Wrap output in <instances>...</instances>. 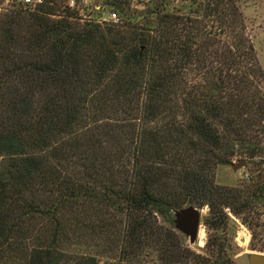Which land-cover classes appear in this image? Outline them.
I'll return each instance as SVG.
<instances>
[{
	"label": "trees",
	"instance_id": "16d2710c",
	"mask_svg": "<svg viewBox=\"0 0 264 264\" xmlns=\"http://www.w3.org/2000/svg\"><path fill=\"white\" fill-rule=\"evenodd\" d=\"M243 0H152L118 22L0 16V264H234L264 253V66ZM245 161L250 180L217 182ZM208 209L201 253L175 213Z\"/></svg>",
	"mask_w": 264,
	"mask_h": 264
},
{
	"label": "rangeland",
	"instance_id": "374dc122",
	"mask_svg": "<svg viewBox=\"0 0 264 264\" xmlns=\"http://www.w3.org/2000/svg\"><path fill=\"white\" fill-rule=\"evenodd\" d=\"M242 6L244 15L248 20V37L252 40V42H254L260 61L264 66V0H243ZM143 7L140 8L142 9ZM247 171L248 170L246 168H243L239 171H234L232 167H222L217 173V182L223 186H236L240 183L248 182L250 180V176L249 180L245 179L246 174H248ZM200 211L201 222L195 243H192L188 236L176 228L174 217L175 230L185 238L188 247L198 253H201V250L205 248L207 242V232L203 225V217L208 214V209ZM249 238L252 240L251 231L238 222L235 243L239 249L236 250L237 256L234 258V264H249L248 255L264 256V253L252 252L250 250V244L247 245V240ZM202 241L204 245H201Z\"/></svg>",
	"mask_w": 264,
	"mask_h": 264
},
{
	"label": "built area",
	"instance_id": "2783aa9c",
	"mask_svg": "<svg viewBox=\"0 0 264 264\" xmlns=\"http://www.w3.org/2000/svg\"><path fill=\"white\" fill-rule=\"evenodd\" d=\"M124 6L138 9L152 0H119ZM115 0H0V16L12 11L22 10L37 13L45 6L59 5L63 10L79 11L85 20L98 24L118 22L119 13L114 6ZM246 180L249 175L246 174Z\"/></svg>",
	"mask_w": 264,
	"mask_h": 264
},
{
	"label": "water",
	"instance_id": "95a60500",
	"mask_svg": "<svg viewBox=\"0 0 264 264\" xmlns=\"http://www.w3.org/2000/svg\"><path fill=\"white\" fill-rule=\"evenodd\" d=\"M246 162L241 161L233 164L231 167L234 171H239L245 168ZM201 222V211L194 207L182 209L175 213L176 228L188 236L192 243H195L198 236V231ZM249 264H264V256L249 255Z\"/></svg>",
	"mask_w": 264,
	"mask_h": 264
},
{
	"label": "crops",
	"instance_id": "0c3cea01",
	"mask_svg": "<svg viewBox=\"0 0 264 264\" xmlns=\"http://www.w3.org/2000/svg\"><path fill=\"white\" fill-rule=\"evenodd\" d=\"M250 241H251V238H249V239L247 240V245L250 244ZM248 257H249V255H248ZM239 258H240V257H239Z\"/></svg>",
	"mask_w": 264,
	"mask_h": 264
},
{
	"label": "bare ground",
	"instance_id": "6f19581e",
	"mask_svg": "<svg viewBox=\"0 0 264 264\" xmlns=\"http://www.w3.org/2000/svg\"><path fill=\"white\" fill-rule=\"evenodd\" d=\"M203 241H204V240H203ZM203 241L201 242V245H204V244H203Z\"/></svg>",
	"mask_w": 264,
	"mask_h": 264
}]
</instances>
